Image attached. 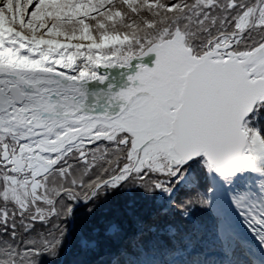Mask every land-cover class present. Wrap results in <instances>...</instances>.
<instances>
[{
	"label": "snow or ice",
	"instance_id": "obj_1",
	"mask_svg": "<svg viewBox=\"0 0 264 264\" xmlns=\"http://www.w3.org/2000/svg\"><path fill=\"white\" fill-rule=\"evenodd\" d=\"M0 264H264V0H0Z\"/></svg>",
	"mask_w": 264,
	"mask_h": 264
},
{
	"label": "trees",
	"instance_id": "obj_2",
	"mask_svg": "<svg viewBox=\"0 0 264 264\" xmlns=\"http://www.w3.org/2000/svg\"><path fill=\"white\" fill-rule=\"evenodd\" d=\"M212 259L219 261L222 259V257H220L219 255H216V256H213Z\"/></svg>",
	"mask_w": 264,
	"mask_h": 264
}]
</instances>
